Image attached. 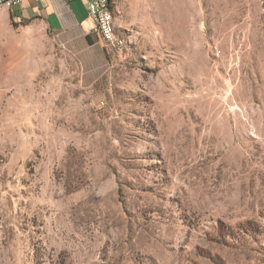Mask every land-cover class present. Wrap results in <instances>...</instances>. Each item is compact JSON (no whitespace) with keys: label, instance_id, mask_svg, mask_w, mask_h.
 <instances>
[{"label":"rangeland","instance_id":"rangeland-1","mask_svg":"<svg viewBox=\"0 0 264 264\" xmlns=\"http://www.w3.org/2000/svg\"><path fill=\"white\" fill-rule=\"evenodd\" d=\"M123 52L0 18V264H264L256 0H118Z\"/></svg>","mask_w":264,"mask_h":264},{"label":"crops","instance_id":"crops-1","mask_svg":"<svg viewBox=\"0 0 264 264\" xmlns=\"http://www.w3.org/2000/svg\"><path fill=\"white\" fill-rule=\"evenodd\" d=\"M3 20L41 21L66 50L74 54L90 52L104 41L94 33V21L82 0H24L13 8L0 10ZM91 35L93 42L87 40Z\"/></svg>","mask_w":264,"mask_h":264},{"label":"built area","instance_id":"built-area-1","mask_svg":"<svg viewBox=\"0 0 264 264\" xmlns=\"http://www.w3.org/2000/svg\"><path fill=\"white\" fill-rule=\"evenodd\" d=\"M87 6L89 16L94 21L93 31L113 50L123 52L119 45V37L110 35L106 29L108 5L110 0H82ZM260 6L261 14L264 16V0H256ZM24 0H0V10L3 8H13L23 3Z\"/></svg>","mask_w":264,"mask_h":264},{"label":"bare ground","instance_id":"bare-ground-1","mask_svg":"<svg viewBox=\"0 0 264 264\" xmlns=\"http://www.w3.org/2000/svg\"><path fill=\"white\" fill-rule=\"evenodd\" d=\"M118 0H110L109 5H108V14H107V21H106V29H109L110 35H117L119 37V45L122 49L124 50L126 46V40L117 34L116 32V27H115V22H114V8L117 4ZM264 18V16H263Z\"/></svg>","mask_w":264,"mask_h":264},{"label":"trees","instance_id":"trees-1","mask_svg":"<svg viewBox=\"0 0 264 264\" xmlns=\"http://www.w3.org/2000/svg\"><path fill=\"white\" fill-rule=\"evenodd\" d=\"M87 40H88L90 43H92V42H93L92 36H91V35H88V36H87Z\"/></svg>","mask_w":264,"mask_h":264}]
</instances>
